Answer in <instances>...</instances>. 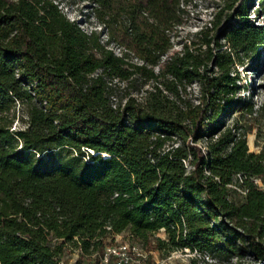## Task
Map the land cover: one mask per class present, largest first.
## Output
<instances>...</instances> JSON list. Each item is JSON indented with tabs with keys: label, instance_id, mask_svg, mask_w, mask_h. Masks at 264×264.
Masks as SVG:
<instances>
[{
	"label": "trees",
	"instance_id": "1",
	"mask_svg": "<svg viewBox=\"0 0 264 264\" xmlns=\"http://www.w3.org/2000/svg\"><path fill=\"white\" fill-rule=\"evenodd\" d=\"M90 1L109 36L151 64L189 11V0ZM251 1H223L216 33L196 29L154 71L106 49L54 0H0V264H58L72 245L98 264L122 231L162 254L187 244L264 264V185L255 180L264 182V152L225 121L237 107L253 111L236 67L264 48ZM112 73L129 88L156 82L140 98L125 88L113 107ZM193 80L198 102L179 94ZM256 112L264 115V97ZM15 117L24 124L12 126Z\"/></svg>",
	"mask_w": 264,
	"mask_h": 264
},
{
	"label": "rangeland",
	"instance_id": "2",
	"mask_svg": "<svg viewBox=\"0 0 264 264\" xmlns=\"http://www.w3.org/2000/svg\"><path fill=\"white\" fill-rule=\"evenodd\" d=\"M63 10L69 16H77L79 9L86 8L89 5L87 0H58ZM225 0H189L183 1L186 8L188 7V16L175 28L173 34L174 44L179 45L182 39L191 37L193 32L200 28L201 26L207 25L210 28V33H216L218 28L222 24V19L217 23L213 24L209 22L212 19L214 12L217 10L218 6L221 5ZM229 1V0H228ZM258 0H253L249 4L250 15L254 18L256 22L264 24V13L255 14V5H257ZM236 4V2H235ZM91 11V10H90ZM194 36V35H193ZM223 40V39H221ZM175 46V45H174ZM236 67L240 71V82L245 84L242 86L238 93L245 96V99H251L253 104L256 106L260 104L264 97V85L262 84L264 78V48L261 53V58L258 62L250 58L245 59L243 62H237ZM134 87H130L129 90L134 91ZM124 90H120L117 93L122 94ZM180 96L185 100H190L192 102H198L201 99L200 96V85L198 80L192 81L185 85V88H181L179 92ZM16 113L19 115L22 112L18 103H16ZM225 121L228 124H237L240 130L244 131L246 135V140L248 147L251 150H263L264 152V115L259 114L256 111L250 113L242 107L235 108L229 115H227ZM20 126L24 124L23 120L16 117L13 120L12 126ZM203 144L199 139L197 144ZM87 158V156H85ZM256 181L259 184L264 185L261 178L257 177ZM156 235L164 237L165 231L163 228H159L155 231ZM115 240H132L127 236L126 231L117 232L114 234ZM135 240V239H133ZM139 241V240H138ZM141 242V241H140ZM142 243V242H141ZM142 246L149 251L148 260L149 261H162V264H178L179 260H183V256L180 254L172 253L170 256L168 254H162L157 248H148L143 243ZM167 255L169 257H167ZM217 257V256H216ZM164 258V260H162ZM68 264H96V256L94 254L86 255L81 254L79 247L71 246L68 248L63 257ZM260 261L255 260L249 256V254L238 255L235 260H228L217 257L213 264H259ZM99 264V262H98Z\"/></svg>",
	"mask_w": 264,
	"mask_h": 264
},
{
	"label": "built area",
	"instance_id": "3",
	"mask_svg": "<svg viewBox=\"0 0 264 264\" xmlns=\"http://www.w3.org/2000/svg\"><path fill=\"white\" fill-rule=\"evenodd\" d=\"M54 1L63 10L61 3L58 0ZM87 1L89 2V5H87L86 8L79 9L77 16H69L64 10L63 11L70 19L76 20L79 27L84 32L90 33L93 30L97 31L100 43L106 49L111 50L115 55L121 57L123 61L127 63L152 66L154 71H158L160 62L164 60L173 50H179L182 47L181 42L177 46L176 44H174L173 34L170 33V39L173 41L171 46L160 54L158 62L151 64L147 62L144 58L139 56L137 53H135L130 47H128L124 43H121L116 39L111 38L109 36L106 26L104 25V22L97 18L96 14L92 9V3L94 2L90 0ZM209 22H211V20H209ZM179 24L180 23L176 24L173 29H175ZM106 82L109 86L112 87V91L109 93V102L111 106H122L128 94H124V91L122 94H118L117 92L120 90H125V88L128 87V78L112 73L106 76ZM155 82V79H153L152 77H148L138 86V88L134 89V91H130V94H133L137 98H140L145 94L147 89L153 87ZM258 106L259 104H257L256 106L254 105L253 111H256V108ZM216 134L217 133H214L212 137L216 136ZM207 139L208 136L206 135L200 138L203 144L199 143V145L202 146V148L205 147ZM190 141L192 142L193 140ZM182 160L186 170H189L192 167V164L189 162L188 157H183ZM116 193L117 192H114V194ZM172 253L182 255L183 260H187L189 257H194L197 261V264H213V262L217 258L216 255H214L207 248L190 246L187 244L176 247L170 250L169 254H167L170 256ZM148 254L149 251L146 250L142 246V243L138 240H115L114 238L113 241H109L103 246L101 253H99V262L100 264H162V261L156 262L152 260L147 262ZM168 255L167 257H169ZM237 256L238 255L236 254H231L225 260H235ZM162 260H164V258ZM58 264H68V262L63 258H60L58 260Z\"/></svg>",
	"mask_w": 264,
	"mask_h": 264
}]
</instances>
